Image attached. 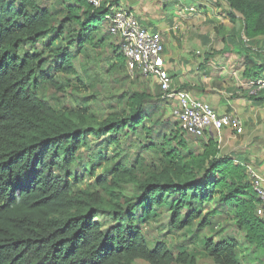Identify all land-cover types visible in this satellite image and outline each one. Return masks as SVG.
Returning a JSON list of instances; mask_svg holds the SVG:
<instances>
[{
  "label": "trees",
  "instance_id": "obj_1",
  "mask_svg": "<svg viewBox=\"0 0 264 264\" xmlns=\"http://www.w3.org/2000/svg\"><path fill=\"white\" fill-rule=\"evenodd\" d=\"M54 1L48 6L45 0H0V264H199L204 259L264 264V216L257 213L261 202L253 178L233 158L221 156L215 138L183 133L174 146L177 125L161 120L164 102L152 80L136 73V84L111 98L124 118L110 116L99 131L89 125L96 115L85 102L60 110L38 93L37 76L59 91L70 87L78 76L73 57L112 38L107 9L94 10L86 0L66 6L69 0H61L59 7H67L61 19L50 10ZM217 1L227 5L243 51L254 56L247 46L264 47V0ZM99 27L104 33L97 40ZM65 35L69 44L58 45ZM50 59L55 63L47 64ZM116 59L126 82L123 53ZM127 127L135 145L120 142ZM89 135L110 136L124 152L119 155L124 163L108 176L90 171L95 178L90 185L76 174ZM151 153L156 159L148 166ZM144 167L149 170L141 176ZM124 184L133 187L132 199L121 192ZM208 203L213 209L204 215ZM160 211L169 232L187 235L188 244L196 240L197 245L183 250L167 241L151 242L149 229ZM216 216L244 240L227 236L225 228L198 239V231H209Z\"/></svg>",
  "mask_w": 264,
  "mask_h": 264
},
{
  "label": "crops",
  "instance_id": "obj_2",
  "mask_svg": "<svg viewBox=\"0 0 264 264\" xmlns=\"http://www.w3.org/2000/svg\"><path fill=\"white\" fill-rule=\"evenodd\" d=\"M117 1L119 8L133 13L142 26L163 38L166 69L176 90L211 104L220 115L243 121V134L231 129L228 134L261 149L253 155L252 171L264 176V92L253 97L244 86L264 79L263 44L247 46L254 56L244 52L229 11L220 15L223 6L217 0Z\"/></svg>",
  "mask_w": 264,
  "mask_h": 264
},
{
  "label": "rangeland",
  "instance_id": "obj_3",
  "mask_svg": "<svg viewBox=\"0 0 264 264\" xmlns=\"http://www.w3.org/2000/svg\"><path fill=\"white\" fill-rule=\"evenodd\" d=\"M61 0H56V4L53 5L50 10L54 11L56 16H59V18L64 19L66 17L63 10H66L67 5H73V0H69L66 4V6H63V8L59 7V2ZM54 0H45V4H53ZM47 6V7H48ZM223 13L226 15L228 14V7L225 4H222ZM104 33V29L102 27L98 28V32L96 33L97 40L100 39V36ZM53 37V35H52ZM68 36H63L57 43L58 45L67 46L69 43ZM121 39L118 37H112L109 38V41L102 46V48H97L95 50L91 49L89 53H77L75 57H73L72 61L74 64L75 69L78 72V76L72 77L71 80V86L67 89H63L59 91L57 88L48 85L44 81L41 80L39 76H37L38 81V93L42 96H44L47 100L51 101L55 106H57L58 109H68V107H76L79 108V105L81 102H85L90 106V108L95 113V117H91L89 119V125L93 129H97L99 131V126L104 122L106 119L110 118V116L118 118V120L121 121V119L124 118V116L118 114L120 111L119 108H116L112 103H115L111 100L112 97H115L118 94L124 93L125 89L124 87L127 86V88L131 87L133 83H135V76H131L129 74V71L126 70V75L129 79H126V82H123L122 77L125 74V71L122 72V68L120 64L118 63L116 57L118 54H121V50L119 51L117 48L120 46ZM31 49H34L32 46H29ZM85 47V49H88ZM74 50V49H73ZM27 51V50H26ZM117 53V55H113V52ZM55 63L54 59H50L47 64ZM118 63V64H117ZM126 63V62H125ZM46 68V65H45ZM86 68V71L83 70ZM123 73V74H122ZM55 73H50V75H54ZM63 74H58L57 78L66 79ZM126 76V77H127ZM53 76H50V78ZM68 78V77H67ZM145 78V77H144ZM54 79V77H53ZM146 79V78H145ZM92 80L93 85L92 89L89 86L90 81ZM147 80V79H146ZM64 81V80H60ZM149 81V79H148ZM65 82V81H64ZM136 84V83H135ZM83 85V86H82ZM126 85V86H125ZM79 88L80 91H73V88ZM95 92V93H94ZM96 95L94 98L93 96ZM155 95V94H154ZM90 98V99H88ZM161 120L166 121L170 120L173 123L174 126V120L171 116V110L166 108L163 104V112L161 115ZM147 125V123H146ZM148 126V125H147ZM175 131L173 136L174 139V146L175 143H178V141L175 139L177 135H182L184 132L178 130V127H174ZM225 132H224V131ZM220 131H212L215 133L216 136H218L215 139H218L219 142V150L221 153V156L226 157L230 156L233 158V161L235 162V165L238 167H241V169H245L247 171V174L251 177V170L252 167H255L254 165V158L257 152L261 149L258 148L256 144H249L244 138H235L233 135H229L227 130H230L228 128L223 129ZM180 131V132H176ZM222 131L224 132L223 134ZM131 132L130 129L127 127L124 131L121 132V136L123 139H121L122 145L131 144L136 142V137L127 136L128 133ZM169 134H171L169 132ZM177 142H176V141ZM130 141V142H129ZM132 145V144H131ZM256 148H254V147ZM258 148V149H257ZM172 149H175L172 147ZM120 145H113L111 142V137L109 136L108 139H105L104 136L97 137L94 135H89L86 137V139L83 142L82 150L79 154V158L77 160V175H81L87 184H94L95 178H92L89 176L90 171H93L96 174V177L99 175L101 176H108L111 171H113L116 164L124 163L121 162V157L119 155H123L124 152L121 153ZM137 151V150H136ZM171 151V150H170ZM135 150L131 151V159H134ZM154 154H150V159L152 161H149L147 165H151V163L156 159L154 157ZM129 160L130 158H125ZM253 159V160H252ZM256 160V159H255ZM131 163V161H130ZM126 166H129L127 163ZM141 168H138V171ZM149 170V167H144L142 171L140 172V175L143 176L147 171ZM85 186V185H84ZM121 192L127 197L128 199H132L134 189L131 185H122ZM125 198V199H127ZM106 202L108 200L105 199ZM204 215L211 211L213 209V205L211 203H208L204 206ZM165 214V213H164ZM163 214L162 211L158 212L156 215V219L158 220L153 225L152 229H149V235L151 242H154L156 240L159 241H167L172 246H179L183 248V250L188 249L189 247H195L197 245V241L194 240L191 242V244H188L189 241H187V235H181V234H175L169 232L167 226H166V216ZM259 216L260 215L258 214ZM212 222V226L210 227L209 231L203 232L202 230L198 231L196 236L198 239L203 240L204 237H214V235L218 232H220L222 229L225 228L226 235L227 236H233L238 240L243 241L244 235L243 233L236 231L235 229L228 228L226 226V220L225 218L221 216H216L210 219ZM225 220V221H224ZM109 224V223H107ZM168 234V235H167ZM163 237V238H162ZM243 244V243H242ZM243 247L246 248V246L243 245ZM245 254V253H244ZM200 259H204V255L199 256ZM262 260H264V255L262 256ZM136 264H146L142 261H137ZM199 264H214L210 260L204 259L199 262Z\"/></svg>",
  "mask_w": 264,
  "mask_h": 264
},
{
  "label": "built area",
  "instance_id": "obj_4",
  "mask_svg": "<svg viewBox=\"0 0 264 264\" xmlns=\"http://www.w3.org/2000/svg\"><path fill=\"white\" fill-rule=\"evenodd\" d=\"M86 1L94 10L105 8L109 11L105 19L111 23L112 37L121 39L127 71L132 77L139 73L155 83L165 107L171 110V116L178 129L196 138L226 128L243 134L244 124L240 118L220 115L211 104L173 87L171 76L166 69L164 40L159 34L142 26L133 13L119 8L116 0ZM189 10L193 12L195 9ZM244 86L248 88L251 96L258 97L264 92V79L250 81ZM251 177L254 193L261 202L257 213L264 216V176L261 177L251 170Z\"/></svg>",
  "mask_w": 264,
  "mask_h": 264
}]
</instances>
